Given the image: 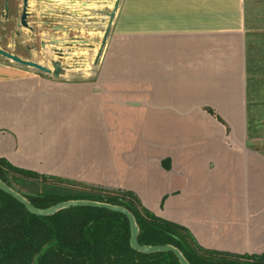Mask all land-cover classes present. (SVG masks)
Masks as SVG:
<instances>
[{
	"label": "crops",
	"instance_id": "0c3cea01",
	"mask_svg": "<svg viewBox=\"0 0 264 264\" xmlns=\"http://www.w3.org/2000/svg\"><path fill=\"white\" fill-rule=\"evenodd\" d=\"M115 1L48 7L97 53ZM2 67L0 155L133 189L206 248L264 252V0H121L92 77Z\"/></svg>",
	"mask_w": 264,
	"mask_h": 264
},
{
	"label": "trees",
	"instance_id": "16d2710c",
	"mask_svg": "<svg viewBox=\"0 0 264 264\" xmlns=\"http://www.w3.org/2000/svg\"><path fill=\"white\" fill-rule=\"evenodd\" d=\"M168 160L163 163L170 165ZM0 178L17 186L23 183L26 188L18 187L27 191L31 201L40 207L70 198L124 205L136 217L140 243H172L192 264H262L264 260V252L239 254L204 247L189 227L157 214L130 188L69 179L83 188H69L64 193L37 190L32 186L40 181L47 184L52 178H66L17 165L3 155H0ZM130 237L129 218L121 211L71 205L54 214L42 215L32 212L0 187V264H182L171 250L143 252L134 248ZM242 258L248 262L244 263Z\"/></svg>",
	"mask_w": 264,
	"mask_h": 264
},
{
	"label": "flooded vegetation",
	"instance_id": "af4514ba",
	"mask_svg": "<svg viewBox=\"0 0 264 264\" xmlns=\"http://www.w3.org/2000/svg\"><path fill=\"white\" fill-rule=\"evenodd\" d=\"M34 2L41 8L40 4L45 1L0 0V48L25 60L38 62L50 68L51 72L21 64L8 56L0 54V65L4 66L2 68L32 73L47 81L64 77L69 72L74 73L75 68L83 69L81 67L87 60V45L85 42H81L71 47L69 42H71L72 38L79 39V41H88V39L74 35L75 32L80 31L78 26L73 28L64 24L65 22H63L62 18L68 14L65 9L48 7L39 11L38 7H34ZM81 11L82 8L80 6L73 9L74 13H80ZM24 13H26V16H24ZM56 15L60 17L55 18ZM46 30L49 31L48 37L43 34L46 33ZM39 54L44 57L48 55L49 58L45 60L40 57L35 58L36 55L40 56ZM56 62H59L63 69L59 76H55L53 72ZM93 62L94 58L92 57ZM95 66H98V64ZM262 264H264V260Z\"/></svg>",
	"mask_w": 264,
	"mask_h": 264
},
{
	"label": "water",
	"instance_id": "95a60500",
	"mask_svg": "<svg viewBox=\"0 0 264 264\" xmlns=\"http://www.w3.org/2000/svg\"><path fill=\"white\" fill-rule=\"evenodd\" d=\"M120 2H121V0H116L114 3L113 10L108 13L109 19H108L107 27L104 31L103 38L101 40L100 46H99L97 53L95 55V59L93 62L94 65H97L99 63L101 57H102V54H103V51H104V48H105V45L107 43V39H108V36L110 33L111 25L113 23L116 11L118 10V8L120 6ZM24 16H26V13H24ZM60 28H61V26H60ZM81 42L82 43L85 42V44L87 46L94 47V45L91 44L89 41H85V40L79 41V39H76V38H72L71 42H69V45L72 47V45L78 44ZM0 54L8 56L9 58H11L14 61L19 62L21 64L32 66V67L38 68V69L46 71V72H51L50 68H47L46 66H44L38 62H34L31 60H25V59L19 57L18 55L7 52L1 48H0ZM62 71H63V69L61 68L60 63L56 62L54 65V71H53L55 76H59V74L62 73ZM92 184H95V183H92ZM95 185H101V184H95ZM102 186H107V185H102ZM0 187L2 189H4L5 191L9 192L10 194H12L18 200H20L32 212L37 213V214H42V215L54 214L57 211H59L60 209H62L64 207L71 206V205L102 206V207H107L110 209L121 211V212L125 213L129 218L130 225H131L130 241H131V244L134 248H136L140 251H143V252L171 250L178 256V258L182 264H192L189 261V259L185 256L183 251L178 246H176L172 243H157V244H149V245L140 243L138 240L140 228H139V225L137 223L136 217H135L134 213L128 207H126L124 205L116 204V203L109 202V201L90 199V198H70V199L58 201V202H56V203H54L48 207H40L31 201V199L27 196V191L22 190L15 183H13V182L8 183L4 179L0 178ZM109 187H113V186H109Z\"/></svg>",
	"mask_w": 264,
	"mask_h": 264
},
{
	"label": "rangeland",
	"instance_id": "374dc122",
	"mask_svg": "<svg viewBox=\"0 0 264 264\" xmlns=\"http://www.w3.org/2000/svg\"><path fill=\"white\" fill-rule=\"evenodd\" d=\"M44 1H45L44 3L40 4L41 8L39 7V5L36 4V2H34V7L35 8L38 7L39 8V11L42 10V8H45L46 9V8H48V6H52V5H54L56 7H64V8H66L65 5H64L65 3L64 2L62 3L61 0H53V1H51V0H44ZM40 15H41V13H40ZM41 16H40V18H41ZM40 28L43 29L42 26H40ZM48 32L49 31L46 30V33H43V34H45L46 37H48ZM93 48H95V47H93ZM94 53H96L95 50L89 51V52L86 53L87 54V60L84 62L83 67H81L83 69H77V68H75V72L73 74H76L75 75L76 78H80V77L85 76V75L88 76V77H92L97 72V70H98L99 67L93 65V63L91 62L92 61L91 60L92 57L94 58ZM39 55L40 56H37L36 55L35 58L36 57L37 58L40 57L43 60L49 58L47 54H46L47 55L46 57H44L42 54H39ZM86 63H89V64H86ZM9 99H10V97H8V100ZM10 100L8 102H10ZM9 106H11V104ZM11 109L12 108H9V110H11ZM9 112H11V111H9ZM48 174H53V173H48ZM56 175L59 176V177H64L66 179H61V180H64V181H61V180H58L59 178H52V179L49 180V182H47V184L40 183L41 182L40 181L37 184H34L32 187L35 188V189H37V190H46L47 189V190L60 191V192H63L64 193L66 191V189H69V188H73V189H75V188H83V185L80 184L81 182H87L88 183V181L79 180V179H76V178H73V177L63 176V175H59V174H56ZM69 179L74 180L73 182H80V183H76L77 185L76 184H73V182H70L71 180H69ZM22 185H23V183H20V185H18V186L21 187ZM23 187H25V186L23 185ZM25 188H23V189H25ZM242 261L244 263H247L248 262V260L243 259V258H242Z\"/></svg>",
	"mask_w": 264,
	"mask_h": 264
},
{
	"label": "built area",
	"instance_id": "2783aa9c",
	"mask_svg": "<svg viewBox=\"0 0 264 264\" xmlns=\"http://www.w3.org/2000/svg\"><path fill=\"white\" fill-rule=\"evenodd\" d=\"M93 65H94V63H93ZM93 67V66H92Z\"/></svg>",
	"mask_w": 264,
	"mask_h": 264
}]
</instances>
